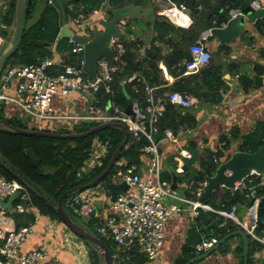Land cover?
<instances>
[{"label": "trees", "instance_id": "trees-1", "mask_svg": "<svg viewBox=\"0 0 264 264\" xmlns=\"http://www.w3.org/2000/svg\"><path fill=\"white\" fill-rule=\"evenodd\" d=\"M83 1L85 4L83 9L84 15L98 8L102 2V0ZM171 1L178 5L182 4L189 7L194 13L198 12V5L204 3V0ZM249 1L250 0H215L213 5L209 7V11L205 16L207 22L205 28L222 26L229 19L230 9L243 7L248 4ZM14 7L15 0H12V11H14ZM25 10L26 22L21 44L15 54L8 60L6 66L40 62L45 56L51 55L48 51V47L52 44H55L57 52L61 54V56L58 57L61 64H77L78 59L75 54L70 52L68 39H62L58 36L60 25L57 14L53 12L52 9H46L38 21L28 25L27 20L30 11L27 1ZM199 18L200 17H198V19ZM161 23L163 29H159L157 24L155 26L158 28L159 36L164 37L169 35L168 29L173 28L172 23L167 19L160 22V24ZM255 26L261 33H264V18L257 20ZM201 30L199 29V31ZM9 35L10 32L0 28V37L2 39L6 41ZM167 39L172 40V37L169 35ZM122 46L124 48V53L119 60L115 61L113 58H108L112 63L118 66V68L112 72V80L110 82L111 92L105 93L104 89L95 92L90 105L91 107L103 111L109 110L113 106L125 109L127 104L134 100H138L144 105L147 100V93L145 90L146 84L156 86L161 83L160 69L156 65V60L160 56L155 55L152 51L150 52V57L147 55L144 58L137 59L135 54V49L137 48L135 42L128 41L122 43ZM220 48L228 49L229 45L222 43ZM151 53H154L155 56H152ZM182 57H186L187 61L192 59L191 54L182 50H176L165 56L166 61L169 62L168 66L170 71L180 76L170 86V90L193 96L203 104H218L222 100L225 89L227 88V82L223 76L221 66L216 64L213 59H210L208 63L199 67L198 72L187 76H181L185 72L186 66L181 63L177 66V62ZM230 68L239 72L236 65H232ZM62 71L63 68L60 66L59 71L55 73L57 74ZM136 73L140 74L141 79L132 78L129 80ZM238 80L246 91L251 87L253 81V79L246 74L239 75ZM156 93V97L159 95L161 96L160 91L156 90ZM163 100L165 101V111L158 122L160 128L159 133L161 129L163 131L164 128H171L173 132L176 133L181 127L184 128L189 124H195V117L187 109L188 107L183 108L173 104L169 101V98H164ZM0 107L2 108L0 119H4L11 125L22 129H28L25 121L8 114L6 103H3ZM71 123L72 126L64 127L56 133H82L90 130L100 122L81 120L79 122L72 121ZM161 134L162 132L159 135L161 136ZM156 137L155 139L158 140ZM237 137L238 133L236 129L232 128L229 133L219 136V144L215 149L208 150L206 155L198 158L197 165H193V156L192 159L185 162L182 172H173V174L164 172L162 174V179L166 181L171 180L173 186L176 182H183L184 179H187L186 184L189 185V188L185 190L186 196L198 200L200 196L198 193L203 190L204 182H206L209 176L214 174L217 166L225 161L232 152L236 149L254 152L264 143V123H258L254 130L248 132L239 139V143L236 147H232L234 141L238 139ZM123 138V131L119 127L114 126L90 133L84 137L74 138L29 135L0 128L1 174L9 181L18 180L20 175L36 188V191H33L25 187L29 199L24 201L18 198L13 208L16 209L17 205L20 204L25 208L36 209L40 215H47L61 222L54 209L59 197L64 192L81 184L88 183L96 178L106 168L112 155L123 141ZM94 139L106 145L107 152L101 159V164L99 166L92 168L87 173L78 174L93 151L92 144ZM147 143L148 141L146 138L141 137L136 139L129 133L128 142L121 149L118 157V161L121 163L116 164L111 171L100 180L103 188L109 190L110 183L118 182V179L122 178L123 172L130 167L133 168L134 171L139 172V167L142 164L144 156H146V154L141 151V148ZM193 145L195 147V144ZM29 147L33 148L34 154L37 157L36 161H33L27 156L25 149ZM261 180L262 174L253 173L243 180L241 187L237 190L225 187L220 188L211 192L208 197L204 199V203L211 206L214 210H203L198 208V216L194 222L196 228L189 231L182 245V253L178 264H186L188 260L197 256L195 245L203 236L216 237L220 240L228 233L242 229L233 219L222 216L216 212V210H229L233 205L245 210L248 206H252L255 199L258 198L260 223L256 225L254 233L258 237L264 234V183L260 184ZM68 212L70 213L69 210ZM0 213L5 217L11 218L14 222V228L12 230L4 225H0V247L3 245L10 232L17 231L23 226L31 225L36 219L35 214L29 210L20 212L16 209L4 213L0 210ZM70 215L78 224L100 237L109 247L115 259L121 262L132 261L137 264H143L144 261L149 260L135 249L127 252L121 250L113 241L105 239L101 234L97 233L95 227L104 222V219L100 216L95 214H90L87 217L78 216L80 220L78 221L73 217L74 214L72 215V213H70ZM77 237L84 242L87 248L89 264H103L102 254H99L97 247L85 239L79 236ZM236 237L240 242L239 246L236 248V253L240 258V263L243 264L242 239L240 236ZM248 237V264H252V255L254 251L261 248L263 245L250 234H248ZM228 241L229 240L224 242L219 248L223 252L227 250ZM1 257L0 255V259Z\"/></svg>", "mask_w": 264, "mask_h": 264}, {"label": "crops", "instance_id": "crops-1", "mask_svg": "<svg viewBox=\"0 0 264 264\" xmlns=\"http://www.w3.org/2000/svg\"><path fill=\"white\" fill-rule=\"evenodd\" d=\"M26 1L30 11L27 20L28 25L38 21L44 10L52 9L58 16L60 28L64 24L70 23L72 29L80 30L86 29L87 25H91L100 19L104 18L109 20L112 17L111 10L114 8L125 5L130 6V9L124 14L118 24L119 29L128 35L124 37L117 36L119 37L116 38L117 43L135 42L137 59L144 58L147 55L150 57V52L152 51L155 55L160 56L156 60V65L160 69L161 83L152 86L155 87L156 95V90L161 92L163 100L165 93L167 94L173 91L170 90V86L180 77L170 71L168 66L169 62L166 61L165 56L176 50H182L191 54L188 51V46L197 39L202 31L207 30L205 28L207 23L205 16L215 0H204V3L198 5V12L196 13L189 7L182 4L178 5L171 0H102L99 7L87 15L83 13L85 5L83 0ZM254 2L264 5V0H250L245 6L249 5L253 8ZM11 5L12 0H0V28L10 33L15 12V8L14 11L11 10ZM243 7L232 8L230 10H241ZM198 17L200 18L198 19ZM165 19L169 20L173 25L172 29H168L172 40L167 39L169 35L160 37L158 34L157 29H163V25L160 22ZM257 20L260 19H256L254 22H246L240 35L234 42L228 44V49L220 48L222 42L214 36L209 37L205 41L208 50L211 52V59L222 68L223 76L227 82V88L225 89L222 100L218 104L213 105L203 104L195 97L189 95L192 98V104L187 109L194 115L196 120L195 124H189L184 128L181 127L176 133L171 128H168L172 131L171 135H165L162 129L161 136L159 135L161 132L156 134L157 137H155L158 138L159 165L157 172L154 169L151 174L153 180H155L156 175H158L160 180H163L162 174L164 172H169L170 174H173V172H182L185 162L192 159L193 156V165H197L198 158L206 155L208 150L215 149L219 144V136L229 133L232 128H235L238 133V139L234 141L232 146L236 147L239 139L243 135L254 130L258 123H264V33H261L256 28L255 23ZM156 24L158 28L155 27ZM199 29L202 30L199 31ZM4 42L5 40L0 37V44H4ZM48 51L51 53L49 56L57 60L61 56L57 52L55 44L50 45ZM154 53H151L152 56H155ZM193 61L194 57L192 55V59L189 61H187L186 57H182L177 62V66H179V63L185 64L186 66L185 72L181 76H187L199 71V67L196 69V66L191 64ZM232 65H236L239 72L232 70L230 68ZM241 74H246L253 79L252 85L247 91L238 80ZM255 75L262 78V83L258 87L254 79ZM91 102L92 99L81 92H72L69 96L57 94L54 96L52 102V106L57 115L56 117L41 120H32L29 118L25 122L28 129L56 133L64 127L72 126V121L76 122L78 120L69 119L65 116H85L87 114H93L94 112L90 106ZM3 103H6L8 114L19 118L15 113L19 110L17 105L10 102ZM193 144H195V147ZM92 147V153L78 174L87 173L92 168L101 164V159L107 152L106 145L94 139ZM184 153H188L189 156H185ZM150 167V157L146 154L139 167L140 174L146 176ZM121 180L122 178H119L118 182ZM186 181L187 179H184L183 182H176L174 186L171 180L168 182L171 184V191L180 198L194 202H202L199 199L195 200L186 196L185 190L189 188ZM32 186L35 188L34 185ZM82 195L94 207L95 212L101 218L104 219L113 212L112 201L110 200V189L106 190L97 184L95 187L83 191ZM168 201H174L179 204L181 210L169 218L165 227L164 242L157 257L153 260H146L143 264H178L182 253V245L189 231L196 228L194 222L198 216V208L195 209V206L191 203L182 202L175 198H168ZM64 206L68 210L65 203ZM28 210L35 214L36 219L32 224V233L22 244L20 251L28 252L32 249H42L46 257L36 264H89L87 248L84 242L66 227L65 224L61 223L62 221H57L47 215H40L36 209H29L27 207L24 211ZM250 210L251 205L245 210L243 208H237L236 215L243 223L244 228L245 226L247 228L251 227L253 224L256 227L259 224L257 219H254L250 215ZM0 221L10 230L14 228L13 220L3 216L1 213ZM261 238H264V234ZM239 243V239L234 236L229 239L226 251L223 252L219 249L221 244L207 258L192 264H241L240 258L236 253V248L239 246ZM260 243L263 246L254 251L252 264H264V243ZM112 259L113 264L123 263L115 259V256H112Z\"/></svg>", "mask_w": 264, "mask_h": 264}, {"label": "built area", "instance_id": "built-area-1", "mask_svg": "<svg viewBox=\"0 0 264 264\" xmlns=\"http://www.w3.org/2000/svg\"><path fill=\"white\" fill-rule=\"evenodd\" d=\"M260 8H264V5L254 2L253 9L258 10ZM240 13V9L230 10L229 18ZM211 35V28H208L202 31L197 39L188 46V51L194 57L191 64L195 65L196 69L208 63L211 59V53L205 43ZM116 38L119 37H113L111 43L114 51L113 60L115 61L119 60L124 53L122 44L117 43ZM68 45L70 52L75 54L78 59L77 64L63 65L54 57L45 56L40 62L7 65L0 72V105L3 102L13 103L30 119L41 120L57 116L52 106L53 98L57 94L69 96L72 92H81L93 99L97 89H104L105 93L111 92L112 72L118 66L112 63L108 57H101L96 62L95 79L89 80L82 69V65L85 63L84 44L70 37L68 38ZM60 66H62L63 71L56 74L55 72L59 71ZM132 78L140 80L141 76L135 74L129 80ZM145 90L147 93L145 104L142 105L138 100L132 101L131 113H126L124 109L113 106L109 110H104L105 113L103 114L93 111V114L85 116L71 115L65 117L98 121L100 123L108 121L122 122L131 136L136 139L141 137L147 139L148 143L141 148V151L150 157L151 167L148 174L142 176L140 172L134 171L131 167L123 172L122 180L126 181L128 188L125 191L120 190L116 193V197L112 201L113 212L104 218V222L97 225L95 230L104 238L113 241L121 250L127 252L135 249L149 260H153L157 257L164 242L165 227L169 218L181 210L179 204L168 201V198L191 203L195 206V209H214L202 202L180 198L171 191V184L166 180H160L158 175H156L155 180L151 178L152 172L154 169L157 172L159 165L158 140L155 139V136L160 130L158 122L165 111V101L162 100L161 96L156 97L154 86L146 85ZM164 98H169L171 103L183 108L192 104V98L179 91L165 93ZM163 133L171 135L172 131L165 128ZM184 155L189 156L188 153H184ZM227 174H230V172H227ZM263 183L264 175L260 184ZM98 185L102 186L100 182ZM241 185L242 183L236 182L233 190H237ZM16 190H20L19 198L21 200L29 199L25 186L21 182L18 180L9 181L0 172V198L7 199ZM82 194L83 192H79L68 196L65 205L72 208L78 216L97 215L94 207L86 201ZM258 204L259 199L256 198L250 210V215L254 219H256ZM16 209L22 212L26 208L18 204ZM236 211L237 207L235 205L229 210H216L222 216L233 219L246 230L247 234L264 243V238L258 237L254 233V224L248 228L243 227ZM31 233L32 224L10 232L0 247V255L2 256L0 264H36L44 260L46 256L40 248L28 252L20 251L22 244L30 237ZM217 242L216 237L203 236L195 245V250L201 254Z\"/></svg>", "mask_w": 264, "mask_h": 264}, {"label": "water", "instance_id": "water-1", "mask_svg": "<svg viewBox=\"0 0 264 264\" xmlns=\"http://www.w3.org/2000/svg\"><path fill=\"white\" fill-rule=\"evenodd\" d=\"M130 7V6H129ZM128 6H121L111 10L112 17L107 19H100L97 22L87 25L86 29H72L70 23L64 24L59 31V38L68 39L72 37L77 42L84 44V58L85 63L82 65L87 78L89 80H94L96 77V62L101 57L114 56V51L112 49V39L113 37H124L128 34L119 29L118 24L124 14L130 9ZM15 12H14V22L12 24L11 33L9 38L4 42L3 48L0 51V72L5 68L8 60L15 54L18 50L21 41L22 34L25 29L26 22V0H15ZM264 18V8L254 10L251 6L247 5L241 9V13L237 16L229 18L226 23L222 26L212 27V36L218 38L222 43L230 44L240 35L242 28L246 22H254L256 19ZM257 87L261 85L262 78L258 75L254 76ZM100 89H97V92ZM132 104L128 103L124 112L131 113ZM119 127L123 133L124 138L120 143L119 147L116 149L111 159L109 160L106 168L93 180L88 183L76 186L66 192H64L58 199L57 204L54 206L60 220L77 236L85 239L91 244L95 245L98 249L99 254H102L103 264H113L112 254L109 247L105 242L95 235L94 233L88 231L83 226L78 224L70 215L68 210L64 206V200L75 193L83 192L85 190L95 187L100 180L107 175L111 169L121 162L118 161V157L121 149L126 145L129 139V131L125 124L122 122L108 121L102 122L90 130L82 133H69L61 134L55 132H47L43 130H33V129H22L20 127L11 125L8 121L0 119V128L12 130L18 133L37 135V136H48V137H61V138H74V137H84L90 133L97 132L107 127ZM27 156H29L33 161H36L33 148L29 147L25 150ZM230 172L227 174L226 172ZM264 175V143L254 152H247L236 150L231 153V155L223 162H221L214 171V174L209 176L204 184L203 190L200 192L199 200L204 201L208 195L220 189L221 187L233 188L236 182L242 183L243 180L253 174ZM19 182H21L25 187L36 191V189L28 182L24 177L19 175ZM110 200L114 201L116 197V192L118 190L125 191L128 185L125 180L119 182L110 183ZM20 190H16L7 199L0 198V210L2 213L13 209L15 201L20 196ZM259 206L257 207L256 219L260 223L259 219ZM234 236H240L243 241V264H248V253H249V237L246 230L238 229L232 231L225 235L223 238L218 240L211 248L206 250L204 253L195 256L194 258L188 260L187 264H192L194 262L203 260L207 258L213 251L217 250L218 247ZM121 264H136L134 262H123Z\"/></svg>", "mask_w": 264, "mask_h": 264}, {"label": "rangeland", "instance_id": "rangeland-1", "mask_svg": "<svg viewBox=\"0 0 264 264\" xmlns=\"http://www.w3.org/2000/svg\"><path fill=\"white\" fill-rule=\"evenodd\" d=\"M3 45L4 44H0V50L3 48ZM89 97V96H88ZM91 109H92V111H96V113H98V114H103V113H105V111H103V110H97L96 108H94V107H91ZM1 110H2V108L0 107V112H1ZM16 113V115H18L19 116V118L20 119H25V120H23V121H26L27 119H29V117L28 116H26L24 113H23V111L22 110H18V111H16L15 112ZM78 122L79 121H81L80 119H78L77 120ZM260 177V176H259ZM67 208H68V210L70 211V213H72V215H73V217L76 219V220H78V221H80L79 220V218H78V215L76 214V213H74V211H73V209L72 208H69L68 206H66ZM14 210H16V209H14ZM9 211H13V209H11V210H9ZM4 223L2 222V221H0V225H3ZM106 239V238H105ZM116 252V251H115Z\"/></svg>", "mask_w": 264, "mask_h": 264}, {"label": "clouds", "instance_id": "clouds-1", "mask_svg": "<svg viewBox=\"0 0 264 264\" xmlns=\"http://www.w3.org/2000/svg\"><path fill=\"white\" fill-rule=\"evenodd\" d=\"M227 172H228V171H227ZM227 172H226V173H227ZM262 176H263V175H262ZM221 188H224V187H221ZM231 189H233V188H231ZM202 202H204V201H202Z\"/></svg>", "mask_w": 264, "mask_h": 264}]
</instances>
